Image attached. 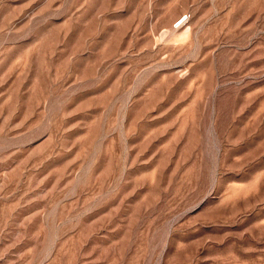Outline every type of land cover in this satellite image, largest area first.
Segmentation results:
<instances>
[{"label": "rangeland", "instance_id": "obj_1", "mask_svg": "<svg viewBox=\"0 0 264 264\" xmlns=\"http://www.w3.org/2000/svg\"><path fill=\"white\" fill-rule=\"evenodd\" d=\"M0 264H264V0H0Z\"/></svg>", "mask_w": 264, "mask_h": 264}]
</instances>
